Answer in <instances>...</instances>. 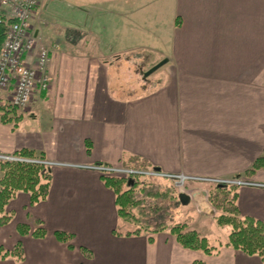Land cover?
I'll return each instance as SVG.
<instances>
[{"label": "crops", "instance_id": "obj_1", "mask_svg": "<svg viewBox=\"0 0 264 264\" xmlns=\"http://www.w3.org/2000/svg\"><path fill=\"white\" fill-rule=\"evenodd\" d=\"M62 5L87 21L91 1H40L32 30L51 48L47 91H36L26 108L13 110L10 91L0 90L11 119L0 121V155L28 149L59 164L50 168L44 201L31 206L21 192L8 204L12 220L0 226V247L10 251L20 242L23 259L0 257V264H262L226 246L230 232L216 225L220 214L208 202V185L200 183L186 185L190 200L178 219L216 247L211 255L181 247L169 228L151 240L147 234L115 235V196L87 167L136 157L166 174L264 185V170L245 173L264 151V0H168L172 27L164 38L153 33L162 52L151 67L168 62L143 93L111 87L108 68L128 47L148 46H128L121 27L118 34L103 27L106 34L95 37L84 20L60 14ZM128 13L120 10V23ZM80 35L94 36L102 52L68 50V41ZM237 207L242 217L264 223V187L239 188ZM35 220L42 222L44 238L17 233V225L33 229ZM56 232L72 235V248Z\"/></svg>", "mask_w": 264, "mask_h": 264}, {"label": "trees", "instance_id": "obj_2", "mask_svg": "<svg viewBox=\"0 0 264 264\" xmlns=\"http://www.w3.org/2000/svg\"><path fill=\"white\" fill-rule=\"evenodd\" d=\"M5 27L0 25V50L5 40ZM10 107L15 110L11 105ZM12 110V111H13ZM10 112L0 105V121L10 123ZM13 156L26 161L3 162L0 161V226H6L12 220V214L7 211L8 204L18 193H27L30 197V205L33 206L44 201L48 196L51 183V169L40 163L45 156L41 152L22 149ZM123 166L131 169H146L149 166L144 160L136 157H128L123 161ZM264 170V151L257 157L250 168L245 172L246 177L254 175L257 171ZM103 184L110 189L115 196L117 215L123 224L133 225L131 231L121 232L118 228L115 235L138 236L151 235L165 231L170 223L166 219L167 207L163 202L170 200L176 206H184L178 200V192L174 188L163 190L160 184L148 182L143 179L128 180L102 176ZM207 199L216 213V225L220 228H229L230 233L226 246L239 250L248 256H257L264 264V223L250 217H242L238 211V188L213 186L207 189ZM136 212V213H135ZM34 228L30 225L19 224L17 233L21 236L31 235L42 239L46 231L42 222L35 220ZM170 233L176 238L177 243L188 250L199 251L205 255H211L216 247L201 237L195 230H187L185 225H174ZM56 239L64 244H69L72 235L64 232H56ZM86 254V251L82 249ZM88 254V253H87ZM13 257L18 261L23 259V250L20 242L6 251L0 247V257ZM88 256V255H87ZM192 264H205L201 261Z\"/></svg>", "mask_w": 264, "mask_h": 264}, {"label": "built area", "instance_id": "obj_3", "mask_svg": "<svg viewBox=\"0 0 264 264\" xmlns=\"http://www.w3.org/2000/svg\"><path fill=\"white\" fill-rule=\"evenodd\" d=\"M41 0H0V25L5 27V40L0 50V90L10 91V105L16 110L26 108L36 91L45 92L49 85V45L34 35L32 22ZM0 161H26L13 155H0ZM29 162V161H26ZM49 168L59 164L50 161H32ZM102 176L143 179L149 182L173 181L179 191L186 193V184L200 183L223 187H264L245 178H207L171 175L158 169L126 168L122 164H98L87 167Z\"/></svg>", "mask_w": 264, "mask_h": 264}, {"label": "rangeland", "instance_id": "obj_4", "mask_svg": "<svg viewBox=\"0 0 264 264\" xmlns=\"http://www.w3.org/2000/svg\"><path fill=\"white\" fill-rule=\"evenodd\" d=\"M66 1V0H65ZM91 5L88 8V20L84 15L73 16L68 13V9L63 5L57 9L60 14H65L66 18L76 19L79 23L84 21L87 25L95 28V37L97 35L106 32L103 31V27L114 29L118 34L119 27L122 34L126 36V44H141L146 45L143 49L136 48L125 52L120 56L118 60L112 58L111 61L117 63L111 64L112 68H108L110 72L111 87L122 86L126 88H133L142 90V93L147 89H150L152 85L158 81L159 71L154 72L148 77H145V72L153 64L154 60L162 52V46L156 44L153 33L164 38V35L170 33L171 22L170 12L168 9V0H90ZM68 2V1H67ZM66 2V4H67ZM127 9V10H126ZM126 13L127 19L119 21V12ZM110 13V14H108ZM69 15V16H68ZM84 20V21H83ZM127 21V22H126ZM120 23V24H119ZM114 30L110 31L111 38L114 34ZM94 37V36H93ZM93 37L78 36L76 42H69L66 46L68 50L82 52L87 54H98L102 50L97 46V41ZM67 44V43H66ZM116 47V46H115ZM125 46L120 49H124ZM114 48V47H113ZM126 48V47H125ZM114 59V60H113ZM149 182V181H148ZM160 184L163 190L174 188L176 192L180 193L178 188L175 187L173 181L163 180L158 182H152ZM187 185V184H186ZM213 186H207V188ZM167 207L166 219L170 221L168 228L174 225H182L178 219L180 211H183V206H176L174 202L167 200L163 202ZM136 213V212H135ZM186 222V221H185ZM117 228L121 232L131 231L135 227L133 225L123 224L121 221L118 223ZM167 228V229H168ZM215 234H219L221 239H224V234L220 232V228L215 229ZM230 232L229 228H225Z\"/></svg>", "mask_w": 264, "mask_h": 264}, {"label": "water", "instance_id": "obj_5", "mask_svg": "<svg viewBox=\"0 0 264 264\" xmlns=\"http://www.w3.org/2000/svg\"><path fill=\"white\" fill-rule=\"evenodd\" d=\"M167 62H168L167 59H163L160 62H158L157 64H155L154 66H152L149 70H147L145 72V74H144L145 77H148L151 74H153L154 72H156L158 69H160L161 67L166 65ZM178 200L182 205H186L190 199H189L187 194L181 192L178 194Z\"/></svg>", "mask_w": 264, "mask_h": 264}]
</instances>
